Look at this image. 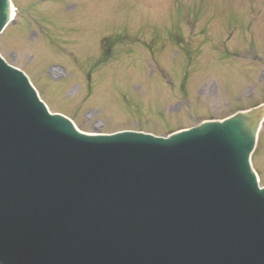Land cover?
I'll return each mask as SVG.
<instances>
[{
    "label": "water",
    "instance_id": "95a60500",
    "mask_svg": "<svg viewBox=\"0 0 264 264\" xmlns=\"http://www.w3.org/2000/svg\"><path fill=\"white\" fill-rule=\"evenodd\" d=\"M263 121L88 135L0 56V264H264Z\"/></svg>",
    "mask_w": 264,
    "mask_h": 264
},
{
    "label": "rangeland",
    "instance_id": "374dc122",
    "mask_svg": "<svg viewBox=\"0 0 264 264\" xmlns=\"http://www.w3.org/2000/svg\"><path fill=\"white\" fill-rule=\"evenodd\" d=\"M0 54L89 134L157 136L264 102V0H11ZM251 163L264 185V123Z\"/></svg>",
    "mask_w": 264,
    "mask_h": 264
},
{
    "label": "snow or ice",
    "instance_id": "6c2138e0",
    "mask_svg": "<svg viewBox=\"0 0 264 264\" xmlns=\"http://www.w3.org/2000/svg\"><path fill=\"white\" fill-rule=\"evenodd\" d=\"M0 2H3V0H0Z\"/></svg>",
    "mask_w": 264,
    "mask_h": 264
}]
</instances>
